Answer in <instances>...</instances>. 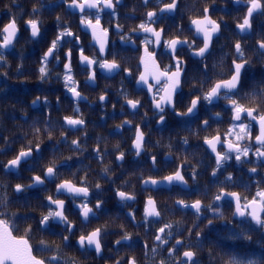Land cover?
<instances>
[{
    "label": "snow or ice",
    "instance_id": "1",
    "mask_svg": "<svg viewBox=\"0 0 264 264\" xmlns=\"http://www.w3.org/2000/svg\"><path fill=\"white\" fill-rule=\"evenodd\" d=\"M234 2L246 6L243 16L236 23L238 30L236 35L240 38L231 41L230 46L223 45L222 49L230 47L229 53L221 55L219 60L212 64L208 61L212 58L216 40L222 34L223 21L221 19L218 22L213 19L210 6L203 7L198 15L189 16L188 30L192 33V39L183 35L185 31L183 25H176V33L172 35L169 34L170 28L159 26L164 14L179 11L181 0H142L143 7L147 8L152 4L153 10L146 11L143 19L135 27L126 32L118 22L114 25L120 41L124 44L136 46V38L142 36L137 48L140 55L135 84L146 90L153 117L157 118L155 123L161 126L167 125L169 112L175 117L188 118L177 122L178 126L183 125V131L187 135L181 136L180 132H176L175 143L172 142V137H169V143L166 145L167 157H171L174 149L176 151L183 149L193 158L202 153L199 159H195V163L185 157L172 173L161 178L153 176L145 178L141 174L137 179L145 191L150 190L149 186L157 188L165 183L169 186L181 185L184 189H189L191 187L189 179L198 183V177L208 172L210 167L209 175L213 179L198 193V196L203 198L190 201L184 198L175 200L174 208L192 210L196 222L190 227H184L183 221L172 219L167 215L172 213L173 209L158 204L151 195L145 199L143 213L137 220L138 210L132 207V203H138L136 194L121 190L131 186L130 181L125 180L120 187L114 189V193L117 202L123 206L120 212L123 213L126 223L118 225L119 232L108 222L94 228L90 227L93 220L98 221L105 212L106 201L103 199L105 189L100 182H92L90 166L78 167L76 171H72V168L76 167L74 157L70 155L61 158V155H58L60 145H65L70 152L80 156L87 151L85 143L87 125L77 104L73 108L72 115L64 116L63 124H59L60 138L51 146L52 159L43 167L42 174H33L27 184L16 183L10 186L13 194L19 199L30 189L48 191V185L55 184L54 191L45 196L47 203L42 207L47 211L41 214L38 225L42 230L49 226H62L59 233L61 243L55 245L40 240L39 246L34 250L30 243L31 224L24 228L23 235H16L15 233L20 232L17 220L27 221L30 217L28 214L20 217L17 212L11 210L15 201L8 194L9 186L0 183V264H83L77 258H68L64 255V249L72 246L71 238L76 236L77 231L80 233L76 239L78 250L82 254L94 252L95 256L101 259H104L103 253L107 247L106 237L118 235L119 238L113 242L116 256L109 257L112 264H140V260L135 255H120L122 248L133 247L135 239L142 241V251L147 264H200L198 253L204 246L205 229L215 226L217 222H222L224 229L213 227L216 238L210 243L214 247H220L219 242L224 240L251 242L254 232L261 234L260 246L264 247V177L256 182L255 192L247 191V194H244L230 189L243 187L248 190L250 185L237 183L233 173L228 171L229 167L238 166L243 169L246 165H250L247 171L256 174L264 168V72L259 73L258 76L252 74L257 61L247 54L251 51L264 60V28L259 32H255L253 28V21L258 17H264V0H234ZM121 3L122 0H62L61 6L70 14L79 13V27L90 32L93 46L97 47L98 51L92 56L87 55L80 36L73 32L71 26H68L58 15L56 36L40 57L39 80L51 82V78L55 75L57 80L63 82L64 88L71 93L74 101L87 100L79 90V81L73 74V47L63 51V61L61 60V52L65 45H74L77 48L80 65L86 73V85L95 84L97 69L107 74L123 72L126 76H132V69L122 67L118 61L119 52L109 50L112 22L108 21L107 26L102 24V14L105 11L113 20L118 21L117 7ZM46 6L41 0V5L39 7L34 5L31 18L25 21L31 39L41 36L43 21L40 19V13ZM19 32L15 16L0 27V65H8L6 53L19 42ZM253 35L259 38L256 39L254 48H248L246 40ZM197 39L200 41L199 44ZM161 48L169 59V63L163 66L158 57V49ZM185 49L189 57L198 58L195 72L191 77L188 61L184 59ZM108 55H111L112 59H108ZM53 61L56 62L55 65L52 64ZM61 63H63V71L55 72V66ZM261 66L264 67V63ZM22 67V64L17 66L18 73L22 74ZM0 74L5 77L8 75L7 72ZM185 86H188L187 93L184 92ZM0 91L4 89L0 88ZM119 95L124 101L120 106L121 111H124L126 104L131 109V115H139V110L144 107L141 98H133L127 87L123 86ZM186 96L189 99L185 110L181 111L178 105L183 104ZM41 99L38 95L32 100L33 108L37 107ZM98 99L103 103L106 95L101 94ZM59 104L60 97H57V105ZM43 106L51 107L47 96L43 97ZM112 107L115 110L116 105L113 104ZM216 109L220 110L216 111ZM225 115L228 117L227 121L224 120ZM147 118L148 112L145 111L141 122H145ZM213 123L217 127L213 128ZM225 123L227 126L221 129L220 125ZM132 124V120L125 119L116 125V128L121 130L126 125ZM192 124L196 127L193 128ZM31 128L37 139L29 140L13 158L2 165L5 173L18 172L21 166L28 164L30 160L35 163L38 159H43L41 147L43 138L46 136L49 141L53 140V133L56 130L50 112L46 119L33 120ZM71 131H83L84 136L69 141L68 133ZM201 133L206 135L201 136ZM192 136L202 142L192 145L190 143ZM145 137L146 133L140 124H136L132 149L137 157L147 151L146 145L150 141ZM3 139L7 144V138ZM156 144L164 146L159 140ZM115 147L118 155L114 159L124 161V151L120 150L119 144ZM3 151L4 149L0 148V153ZM90 155L101 165L99 178L115 184V180L109 175L111 168L105 163L106 157L111 155L107 148H102L100 143H97ZM205 158L210 159L209 164H205ZM150 159L152 169L157 170V157L152 155ZM69 161H73V164L67 168L69 175L64 177L60 169L67 166ZM80 163L82 165L83 161ZM189 169L190 176L186 175ZM29 170L33 169L29 168ZM221 176L224 177L222 180ZM205 200L208 202L205 203ZM225 200L230 203L231 218H226L222 209L221 202ZM69 201L71 206L78 210L76 214L81 218L79 228L66 214ZM25 204L27 205L26 197ZM125 208L128 209L127 212L123 211ZM208 213H211V218ZM116 219H121V216L117 215ZM204 220H207V223L201 228L200 224ZM127 226L143 229L144 237H140L138 231L135 234L127 231ZM108 251L112 252L113 249L110 248ZM37 252L49 253V255L38 256ZM209 256L215 264H264V259L227 252L218 255L214 251H209Z\"/></svg>",
    "mask_w": 264,
    "mask_h": 264
},
{
    "label": "flooded vegetation",
    "instance_id": "2",
    "mask_svg": "<svg viewBox=\"0 0 264 264\" xmlns=\"http://www.w3.org/2000/svg\"><path fill=\"white\" fill-rule=\"evenodd\" d=\"M43 3L47 6L44 7L40 13V19L43 21L41 36L36 39H31L30 30L25 25V21L31 18L33 6L36 5L39 7L41 5V0H0V27L7 24L10 18L15 16L17 17L20 29L19 42L16 43L14 48L7 50L8 65H0V73L7 72L8 74L7 77L0 74V88L4 89V91H0V148L4 149V151L0 153V168L2 167L4 160L6 161L5 163H7V161L13 158L19 152L21 147L26 145L29 140L37 139L32 132V122L37 119H46L50 112L51 120L56 130L53 133V140L49 141L46 136L43 138L41 144L43 149V159H38L35 163L30 160L28 164L22 165L18 172H11L17 177V183L22 184L29 183L30 177L33 174H42L43 167L52 159L51 146L60 138L61 129L59 128V124H63L64 116L72 115L73 108L78 104L87 125V139L85 141L87 151L83 156H80L77 153L70 152L65 145H60V153L58 155H61V158L70 155L74 157L76 167H73L72 171H76V168L78 167L90 166L92 169V182H100L105 189L103 193V199L106 201L105 212L100 216L98 221L93 220L90 227L94 228L100 224L108 222L113 229L119 232L118 225L126 223L123 219V213L120 212V209L123 206L117 202L114 193V189L120 187L125 180L130 181L131 186L126 189L121 188V190L132 191L136 194L138 203H130H132L134 209L138 210L137 220L140 219L143 213L145 199L151 195L157 200L158 204L173 209L172 213H167L170 218L181 220L183 221L184 227H190L193 222H196L195 217L192 215V210H176L174 208L175 200L178 198H184L190 201L196 198H203L199 197L198 193L213 179L209 175L211 171L210 167L208 172H204L198 177V183H194L189 179V184L191 185L189 189H184L181 185L169 186L165 183L157 188L149 186L150 190L145 191L143 190V185L137 179L141 174L145 178L147 176L161 178L172 173L185 157L195 163V159H199L200 155H202V153H200L196 158H193L183 149L180 151L174 149L171 157H167L166 154L168 153V149L166 145L169 143V137H172V142L175 143L176 132H180L181 136L187 135V133L183 131V125L178 126L177 122L188 118L175 117L169 112V115L167 116V125L161 126L155 123L157 118L153 117L146 90L135 84V78L138 74V56L140 55L137 48L139 47V40L142 36L139 38L134 37L137 39L136 46H133L132 44H124L120 41L116 28L114 27L115 23L118 22L123 26L124 31L127 32L143 19L146 11L153 10V5L149 4L148 7L145 8L142 6V0H122V3L117 7L118 21L113 20L107 11L102 14V24L107 26V22L111 21L113 25L110 27L109 50L112 52H119V56L117 57L118 61L122 64V67L132 69V76H126L123 72H120L119 74H107L102 70L97 69V80L95 84L86 85V73L80 65L77 48L74 45H65L61 52V60L63 61V51H66L68 47H73V74L75 79L79 81V90L82 95L87 97V100L74 101L71 93L64 88L63 82L57 80L55 75L51 78V82H41L38 78L40 57L43 52L47 50V46H49L51 40L55 38L58 31L56 17L58 15L61 16L66 21L67 25L71 26L73 32H76L80 36L81 44L84 46L87 55H94L98 51V48L93 46L90 32L79 27V13L70 14L65 7L61 6L62 0H43ZM241 4L242 3H235L233 0L234 6H239ZM133 9H135V11H133ZM199 12L200 7L198 0H181L179 11L176 13L164 14V19L160 22L159 26L165 27L166 29L170 28L171 32L169 34L172 35L176 33V25H183L185 29L183 35L192 39V33L188 30L190 28L188 18L189 16L198 15ZM214 12L215 11L210 7V14L213 19H216L218 22H220L221 19L223 21L221 25L222 34L215 42L212 58L208 61L209 64L215 63L219 60L221 55L229 53L230 47H223L222 49L223 45L228 44L230 46L231 41L240 38L236 35L238 32L236 29L237 22L233 13L224 10L218 17L214 15ZM254 22L256 25H253V28L255 32H259L264 24V17H258L253 21V24ZM231 30H234L235 34L232 38L229 34L228 39H231L228 40L223 36V32ZM258 38L257 35L247 38V47L254 48L255 41ZM199 43L200 41L197 39V44ZM184 51V59L188 61L189 76L191 77L195 72L196 61L198 58L195 56L189 57L186 54V49ZM247 54L257 61L254 67L259 65V68L264 72V67L261 66V64L264 63V60H261V58L251 51ZM158 57L162 66L169 63L168 55L162 48L158 49ZM107 58L112 59V56L108 55ZM55 63V61L52 62L53 65H55ZM19 64L23 65L21 69L22 74L17 72V66ZM50 67H52V65H50ZM254 67L252 69V74L256 75L254 73ZM62 71L63 63L55 66V72ZM122 86L127 87L133 98H141L144 103V107L139 110V115H131V109H129L126 104L124 106V111H121L120 106L121 104H124V101L122 97H120L119 92ZM184 92H188V86H185ZM101 94L106 95V100L103 103L98 99ZM38 95L42 98L41 102L36 108H33L32 100ZM44 96H47L51 105L50 108L43 106ZM57 97H60L59 105H57ZM188 99L189 98L186 96L183 104L178 105L181 111L185 110V105L187 104ZM113 104L116 105L115 110L112 107ZM219 110L220 109H216V111ZM145 111L148 112V118L142 123L141 118ZM25 113L27 115H25ZM125 119L132 120L133 124L131 126L126 125L123 129L118 130L116 125L120 124ZM227 119L228 117L225 115L224 120L227 121ZM148 121L151 122L148 123ZM145 123H147V127H145ZM136 124H140L142 130L146 133V140L150 141V143L146 145L147 151L142 152L139 157L135 155L134 149H132V139L134 137ZM212 126L213 128L217 127L215 123H213ZM226 126V123L220 125L221 129ZM41 127H44V125H41ZM192 127L195 128L196 125L192 124ZM203 135H206V133H201V136ZM82 136H84L83 131H71L68 133L69 141ZM3 138H7V144ZM158 140L161 141L164 146H158L156 144ZM201 142L202 141H199L195 136L190 138V143L192 145ZM97 143H100L102 148H107L108 152L111 153V155L106 157L105 163L111 168L109 175L115 180V184H110L107 180H101L99 178L98 174H100L101 165L90 155L92 149ZM117 144H119L120 150L125 153L124 161H116L114 159V157L118 155L115 147ZM152 155L157 157V170L152 169L150 159ZM37 157H39V154H37ZM81 161H83L82 165L80 163ZM209 163L210 159L205 158V164ZM72 164L73 161H69L67 166L60 169L64 177L69 175L67 168ZM248 167H250V165H246L243 169L238 166L229 167L228 171L233 173L234 179H236L237 183L250 185L248 190L243 187H236L230 190L239 191L244 194H247V191H256V182L260 180L261 177H264V168H262L260 172L253 174L247 171ZM29 168H32L33 170L30 171ZM226 174L227 173H225V175ZM186 175L190 176V169L187 171ZM223 178V176L220 177L221 180ZM54 189L55 184L52 183L48 185V191H44L43 189H30L24 194V197L20 198V200L23 203L25 202V197L27 199L31 198L36 202L37 207H42L43 204L47 203L45 196L54 191ZM94 202L95 201H93V203ZM207 202L208 201L205 200V203ZM221 206L226 214V218H231L229 201L225 200L221 202ZM123 211L127 212L128 209L125 208ZM77 212L78 210L72 207L71 201H69L68 212L66 214L79 228L81 218L76 214ZM117 215H120L121 219L117 220ZM208 216L211 218V213H208ZM206 223L207 220H204L200 224L201 228H203ZM213 227L220 230L224 229L222 222H217L215 226H209L205 229L204 235L206 239L204 241V246L198 253L200 264H207L210 261L208 249L211 248L210 242L216 238V232L212 230ZM61 230L62 226H49V228L45 229V232H47V238L44 237L46 233H40L37 239H40L41 234H43V237L49 244L59 245L61 243L59 236ZM127 231L133 234L138 231L140 237H144L143 229L138 230L131 226H127ZM79 234V231H77L76 236L71 238L72 246L64 249L65 257L77 258L81 260L83 264H112V260L109 259V257L116 256L113 242L119 238L118 235H109L106 237L107 247L103 253L104 259H101L95 256L94 252L82 254L78 250L76 239ZM184 235L186 238L187 233L185 232ZM252 235L253 239L261 238L260 233L254 232ZM194 239L195 238L193 237V240ZM227 241L230 242L231 240ZM142 247V241L140 239H135L133 247L131 249L122 248L120 255H135L138 260H140V264H147L143 255ZM110 248L113 249L112 252L108 251ZM47 255H49V253H47ZM157 259H159V257H157Z\"/></svg>",
    "mask_w": 264,
    "mask_h": 264
},
{
    "label": "trees",
    "instance_id": "3",
    "mask_svg": "<svg viewBox=\"0 0 264 264\" xmlns=\"http://www.w3.org/2000/svg\"><path fill=\"white\" fill-rule=\"evenodd\" d=\"M199 2V7L200 10L205 7V6H210L215 12L214 15L220 16L221 12L224 10H228L231 13H233L236 22L240 17L243 16L244 10H245V5H239V6H234L233 5V0H198ZM254 26L256 23L254 22ZM262 28H264V24L262 25ZM232 36L235 34L234 30L231 31H225L223 32V36L228 39V35ZM259 37V36H258ZM230 38V39H231ZM228 39V40H230ZM227 62V61H226ZM254 73L258 75L259 73H262L261 68H259V65L254 67ZM6 161L4 160L2 164H4ZM17 177H15V174L13 173H5L2 169L0 168V183L4 185H8V194L9 196L15 201V203L12 205L11 210L13 212H17L20 217H23L25 214L29 215V219L27 221L23 219H18L17 223L20 225V232L15 233L16 235H23L24 234V228L28 225L31 224L32 226V233L30 236V241L34 247V250L39 246L40 240H44L47 242V240L44 238H47V232L45 230H42L39 228L38 221L39 217L41 216L42 213H45L47 209L45 207H37V204L33 199H27V205L25 202L22 203V201L16 198V196L12 192V188L10 186H13L17 183ZM29 202V203H28ZM40 233H46L44 236L41 234V238L37 239ZM44 236V237H43ZM220 247H214L212 244L210 245L211 248L208 249L209 251H214L218 255H223L225 252L229 254H236L238 256H247L249 258H260L264 259V247H261V238H254L251 242L248 241H230L228 242L227 240L220 241ZM38 256H46L47 253H36ZM209 260L211 261V264H215V261L212 260L211 257H209ZM210 261L207 264H210Z\"/></svg>",
    "mask_w": 264,
    "mask_h": 264
}]
</instances>
